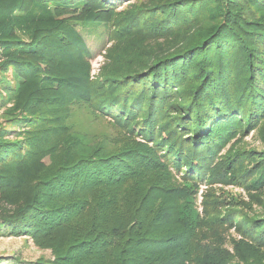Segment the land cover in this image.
Wrapping results in <instances>:
<instances>
[{
	"label": "trees",
	"instance_id": "16d2710c",
	"mask_svg": "<svg viewBox=\"0 0 264 264\" xmlns=\"http://www.w3.org/2000/svg\"><path fill=\"white\" fill-rule=\"evenodd\" d=\"M74 25L109 29L112 44L100 78L113 99L100 110L135 126L174 167L185 169L187 179L211 187L197 221L178 218L173 207L150 211L143 201L146 215L130 216L128 228L99 230L96 223L98 234L72 246L61 262L27 264H264L257 259L264 253V153L240 152L231 165L219 159L225 140L264 122V0H0L6 60L0 76L12 70L9 83L32 81L59 94L50 97L54 103L86 96L91 52ZM71 64L81 76L70 75ZM8 110L5 118L16 111ZM21 118L28 129L46 120ZM10 133L0 128L4 185L2 169L25 157L22 142H7ZM72 166L70 172H80V162ZM216 184L244 188L252 204H226ZM36 203L0 204V237L37 239L45 231L37 222L41 216L52 227L61 223L60 208L49 217L44 214L50 210ZM78 206L62 209L77 216Z\"/></svg>",
	"mask_w": 264,
	"mask_h": 264
},
{
	"label": "rangeland",
	"instance_id": "374dc122",
	"mask_svg": "<svg viewBox=\"0 0 264 264\" xmlns=\"http://www.w3.org/2000/svg\"><path fill=\"white\" fill-rule=\"evenodd\" d=\"M74 29L91 52L87 78L91 85L83 98L66 95L54 103L49 101L50 97L59 94L42 91L32 81L20 79L9 83L12 70L0 76V102L5 105L0 108V128L12 130L7 142H22L26 147L22 150L24 158L11 161L1 171L7 184L0 183V204L17 206L37 200V206L50 210L46 216L56 214L55 208L63 212L59 217L61 223L55 227L44 221L43 216L37 219L40 228L45 230L37 239L0 237V259L15 258L22 264L61 262L72 246L98 234L96 223L101 226L99 230L102 227L111 230L128 228L131 225L128 219L134 214L143 218L146 215L142 212L143 201L150 211L162 208L165 213L173 207L178 218L189 221L204 216L205 194L211 186L187 179L185 169L174 167L163 149L151 143L135 126L129 128L130 123L125 124L126 121L121 122L100 110L113 99L105 92V83L100 78L105 51L112 44L109 29L79 25H74ZM5 61L0 49V65ZM70 67V75H82L76 64ZM43 95L49 97L43 100L44 104L41 103ZM8 109L16 111L14 116L5 118ZM21 116H42L46 120L39 124L37 121L34 128L32 125L28 129L25 122L18 120ZM140 120L143 121L142 118L137 121ZM252 151L264 153V122L249 132L242 127L225 140L219 159L231 165L240 152ZM77 162L80 166L76 172H80H70ZM64 185H71L68 188L71 191L63 192ZM178 188L181 195L177 194ZM213 189L226 204L238 199L251 203L245 189L239 186L216 184ZM70 203L79 205L77 216L62 209ZM145 212L149 211L145 209ZM148 224L146 221L145 230ZM157 224L164 227L162 221ZM230 235L237 236L234 229ZM257 259L264 263V253Z\"/></svg>",
	"mask_w": 264,
	"mask_h": 264
}]
</instances>
